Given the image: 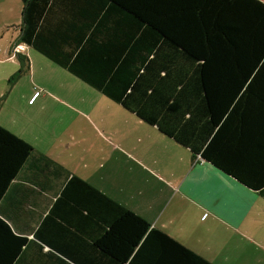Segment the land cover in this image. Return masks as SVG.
<instances>
[{
	"label": "trees",
	"instance_id": "1",
	"mask_svg": "<svg viewBox=\"0 0 264 264\" xmlns=\"http://www.w3.org/2000/svg\"><path fill=\"white\" fill-rule=\"evenodd\" d=\"M22 2L19 45L33 48L190 150L194 158L264 198V2ZM25 62L9 80L10 87L27 73L25 66L30 65ZM37 154L31 144L0 126V203ZM40 159L68 177L62 198L44 221H56L54 229L40 226L34 234L33 242L51 260L44 264L92 263H84L76 249L72 255L71 248L57 245L69 227L58 221L77 223L84 232L91 209L99 204L103 220L92 240L102 264H216L51 156L40 154ZM85 243L89 246V239ZM30 251L28 237L0 215V264H24L18 262L20 255L23 259Z\"/></svg>",
	"mask_w": 264,
	"mask_h": 264
},
{
	"label": "crops",
	"instance_id": "2",
	"mask_svg": "<svg viewBox=\"0 0 264 264\" xmlns=\"http://www.w3.org/2000/svg\"><path fill=\"white\" fill-rule=\"evenodd\" d=\"M26 47L29 46L23 45L20 49L26 51ZM13 59L16 58L11 60L17 67ZM0 81L2 95L8 85L5 79L0 78ZM15 90L16 87L11 93ZM26 98L23 95L17 107ZM109 101L108 112L85 117L89 129L80 127L76 118L64 128H51L46 124L49 115L41 116L40 132L33 130V122L27 120L17 123V119H13L14 126L11 127L1 120L0 111V126L31 144L39 155L23 169L0 203V215L11 223L16 233L29 239L31 251L25 253L23 259L22 252L17 261L39 264L44 257L40 263L51 262L41 254L40 245L33 242L36 240L34 234L40 226L43 229L48 227L49 231L54 229L56 221L48 224L44 221L56 201L62 198L68 177L54 163L40 159V154H46L153 226L212 262L221 264L217 256L224 253L223 248L220 251L211 249L214 246L211 239L216 234H223L224 227L227 230L243 227L246 217L255 209V206H248L256 199L250 196L251 190H246L204 160L194 158L190 150L121 105L118 104L121 106L118 109ZM27 102L30 105L34 101L29 99ZM97 141L101 145L96 144ZM71 149L72 153L66 154ZM76 156L78 160L75 162L73 158ZM66 200L72 202V196ZM85 210L86 216L88 209ZM91 210L89 219L82 226L84 232L81 225L68 223L62 218L58 221V215H55L58 222L69 226L57 245L71 248L72 255L76 249L84 263L102 264L103 258L93 246L92 238L97 224L103 220V205ZM87 239L89 246L85 243Z\"/></svg>",
	"mask_w": 264,
	"mask_h": 264
},
{
	"label": "rangeland",
	"instance_id": "3",
	"mask_svg": "<svg viewBox=\"0 0 264 264\" xmlns=\"http://www.w3.org/2000/svg\"><path fill=\"white\" fill-rule=\"evenodd\" d=\"M23 9L22 0H0V78L5 79L8 85L6 93L0 95L1 120L11 127L14 126L11 121L13 119H17V123L27 120L33 122V130L40 132L41 116L49 115L46 124L51 128H64L76 118L80 127L89 129L85 117L89 118L90 114L95 117L97 112H108L109 98L34 49H20L23 46L22 43L19 45ZM12 58H16L13 60L17 67H14ZM27 61L31 69L25 66L27 74L10 87L9 80ZM15 87L16 90L11 93ZM23 95L27 98L17 107ZM29 99L34 101L33 104H28ZM112 102L118 109L121 107ZM96 144L101 145V142L97 141ZM73 160L76 162L77 156ZM254 194L251 191L250 196L256 199H250L248 206H255V209L246 217L243 227L229 230L224 227L222 237L216 234L211 239L214 240L211 249L220 251L223 248L224 253L217 256L221 264H264V198Z\"/></svg>",
	"mask_w": 264,
	"mask_h": 264
}]
</instances>
